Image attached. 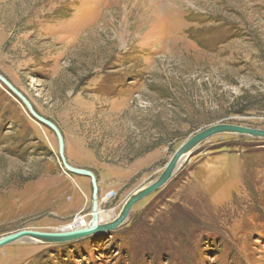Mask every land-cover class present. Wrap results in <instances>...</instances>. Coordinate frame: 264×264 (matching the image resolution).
Returning a JSON list of instances; mask_svg holds the SVG:
<instances>
[{"label": "rangeland", "instance_id": "374dc122", "mask_svg": "<svg viewBox=\"0 0 264 264\" xmlns=\"http://www.w3.org/2000/svg\"><path fill=\"white\" fill-rule=\"evenodd\" d=\"M0 75L111 222L198 132L264 131V0H0ZM91 208L90 179L0 84V238L85 229ZM34 241L0 264H264V138L216 134L117 229Z\"/></svg>", "mask_w": 264, "mask_h": 264}, {"label": "water", "instance_id": "95a60500", "mask_svg": "<svg viewBox=\"0 0 264 264\" xmlns=\"http://www.w3.org/2000/svg\"><path fill=\"white\" fill-rule=\"evenodd\" d=\"M0 84L4 86L5 89L21 103L22 107L32 117V119L35 122L46 127L55 135L58 142V152L61 161V167L64 169V171L73 176L90 179L92 184V208H91V222L89 227L85 229L68 230L65 232L62 231L53 234L23 230L0 238V249L7 245L23 240H28V241L40 240L42 243H47V244L70 243L81 240L83 238H87L94 233L111 232L117 229L125 222L129 212L137 202L161 189L172 178L179 165L190 156V154L199 144H201L208 138L221 133H231V134L246 135L256 138H264V131L252 130V129L242 128L232 125L211 126L209 128H206L198 132L197 134L186 140L175 151V153L172 155V157L165 165V168L162 171V173L154 182H152L148 186L138 190L133 195H131L127 199L124 206L122 207V210L120 211L119 215L114 220H112L109 223L107 222L103 223L102 221L98 220V210H99L98 199H97L98 190H97V182L95 176L90 171L71 167L67 163L66 158L64 156L63 137L61 132L58 130V128L52 122L39 116L34 111L32 105L28 102V100L1 75H0ZM244 117L250 118L249 115H245Z\"/></svg>", "mask_w": 264, "mask_h": 264}, {"label": "bare ground", "instance_id": "6f19581e", "mask_svg": "<svg viewBox=\"0 0 264 264\" xmlns=\"http://www.w3.org/2000/svg\"><path fill=\"white\" fill-rule=\"evenodd\" d=\"M98 213H99V210H98ZM111 217V216H110ZM98 220L99 221H102L103 223H105V222H109V220H107L106 218H103V219H101V218H99L98 217ZM77 221H79L78 219H76V222ZM80 228V226L79 225H77V227L75 226V225H72V224H69V225H67V226H65L64 228H63V231H68V230H70V229H79ZM37 243H42L40 240H35ZM34 241V242H35Z\"/></svg>", "mask_w": 264, "mask_h": 264}, {"label": "built area", "instance_id": "2783aa9c", "mask_svg": "<svg viewBox=\"0 0 264 264\" xmlns=\"http://www.w3.org/2000/svg\"><path fill=\"white\" fill-rule=\"evenodd\" d=\"M76 219H78L79 221L76 222ZM76 219L74 220V223H72V225H75L77 227V225L81 224V218H76ZM70 230H73V229H70Z\"/></svg>", "mask_w": 264, "mask_h": 264}, {"label": "crops", "instance_id": "0c3cea01", "mask_svg": "<svg viewBox=\"0 0 264 264\" xmlns=\"http://www.w3.org/2000/svg\"><path fill=\"white\" fill-rule=\"evenodd\" d=\"M105 218H106L107 220H109V219H110V214L107 215Z\"/></svg>", "mask_w": 264, "mask_h": 264}]
</instances>
